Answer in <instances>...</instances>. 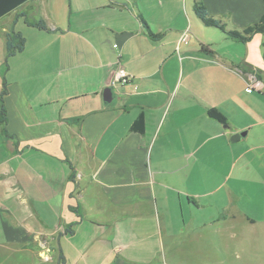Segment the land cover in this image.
<instances>
[{
    "label": "crops",
    "instance_id": "obj_1",
    "mask_svg": "<svg viewBox=\"0 0 264 264\" xmlns=\"http://www.w3.org/2000/svg\"><path fill=\"white\" fill-rule=\"evenodd\" d=\"M198 1L228 31L264 15ZM195 5L29 0L0 19L3 264H216L220 234L264 228V34L234 40ZM119 61L132 81L106 104Z\"/></svg>",
    "mask_w": 264,
    "mask_h": 264
},
{
    "label": "rangeland",
    "instance_id": "obj_2",
    "mask_svg": "<svg viewBox=\"0 0 264 264\" xmlns=\"http://www.w3.org/2000/svg\"><path fill=\"white\" fill-rule=\"evenodd\" d=\"M220 235L215 244L216 264H264V228L251 227L249 233H244L243 239L233 242L229 249H226ZM0 264H3L1 259ZM4 264H27V262L24 259H9Z\"/></svg>",
    "mask_w": 264,
    "mask_h": 264
},
{
    "label": "trees",
    "instance_id": "obj_3",
    "mask_svg": "<svg viewBox=\"0 0 264 264\" xmlns=\"http://www.w3.org/2000/svg\"><path fill=\"white\" fill-rule=\"evenodd\" d=\"M195 1H196L195 11H196L197 16L202 20V22L207 27H216V28L221 29L230 38H232L234 40L246 42L254 34H257V33L264 34V15L262 16L261 20L258 23L254 24L253 26L248 27L242 33L241 32H238V31H228L226 29V26L221 21L215 20L214 18L210 17L207 9L205 8V6L202 3H200L198 0H195ZM35 26L41 27V28L42 27L43 28H46V26H43L41 24V22L35 24ZM17 37H19L20 40L16 44L13 41L12 36H8V38H7V51H8V55L9 56H12V55L16 54L17 52H21V51L24 50V47H25V39L23 37H21V35H17ZM203 49H205V47H203ZM210 114H211V116H213L214 118L218 119L219 121L224 122V123L226 122V118L218 110H211L210 111ZM143 125H144L143 118L140 117L134 123V125H133L132 128L134 130L141 131L143 129Z\"/></svg>",
    "mask_w": 264,
    "mask_h": 264
},
{
    "label": "built area",
    "instance_id": "obj_4",
    "mask_svg": "<svg viewBox=\"0 0 264 264\" xmlns=\"http://www.w3.org/2000/svg\"><path fill=\"white\" fill-rule=\"evenodd\" d=\"M115 48L118 49L119 45H115ZM117 69L114 73V76L112 80L109 83V87L111 89L118 88L119 86H125L131 83L132 81V76L130 73L126 70L124 65L119 61L117 63ZM264 87V83L261 81L255 80L250 83L249 85V90H262ZM45 261L48 259L47 257L43 256Z\"/></svg>",
    "mask_w": 264,
    "mask_h": 264
},
{
    "label": "water",
    "instance_id": "obj_5",
    "mask_svg": "<svg viewBox=\"0 0 264 264\" xmlns=\"http://www.w3.org/2000/svg\"><path fill=\"white\" fill-rule=\"evenodd\" d=\"M29 0H0V19L16 10L18 7L23 5ZM114 99V93L111 88H107L104 91V100L106 104H110ZM246 133L235 134L232 137L233 142H237L243 137Z\"/></svg>",
    "mask_w": 264,
    "mask_h": 264
}]
</instances>
